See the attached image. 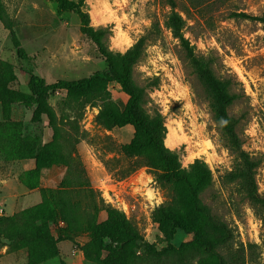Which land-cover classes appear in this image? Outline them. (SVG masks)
I'll list each match as a JSON object with an SVG mask.
<instances>
[{"label": "rangeland", "instance_id": "1", "mask_svg": "<svg viewBox=\"0 0 264 264\" xmlns=\"http://www.w3.org/2000/svg\"><path fill=\"white\" fill-rule=\"evenodd\" d=\"M175 2L194 53L206 58L216 77L235 94L228 113L237 119L242 149L259 162L254 178L264 198V28L260 22L233 15L264 16V0ZM82 9L90 26L103 29L101 41L114 55L124 54L143 37L142 52L130 71L141 92V107L161 122L163 144L176 153L180 168L196 159L209 168L211 184L200 196L231 229L226 249L236 255L238 264H264L260 213L227 176L234 155L216 127L207 94L179 41L165 26L171 11L166 0H83ZM81 25L77 14L60 11L54 0H0V60L11 66L12 73L6 88L28 95L32 74L51 83L111 72L94 42L81 34ZM103 91L108 95L51 93L47 102L56 129L46 115H33L34 105L0 103V126L5 119L19 125L12 128L11 144L4 143L1 134L10 128L0 130V216H13L4 221L5 230L14 232L27 221L29 226L44 223L54 234L66 230L71 237L57 243L54 256L34 263L26 248L13 249L0 236V264H96L84 258L81 246L90 243L96 225L105 223L110 231L119 221L131 224L139 239L114 264L141 256L140 244L157 249L167 245L154 213L170 203L172 188L156 180L160 171L146 163L143 150L124 151L126 145L139 143L131 125L109 127L96 120L106 102L122 111L128 98L115 83ZM170 132L177 137L173 145L168 141ZM36 205L39 208L23 214ZM192 240V233L177 230L171 244L179 247ZM106 243L113 244L108 238Z\"/></svg>", "mask_w": 264, "mask_h": 264}, {"label": "trees", "instance_id": "2", "mask_svg": "<svg viewBox=\"0 0 264 264\" xmlns=\"http://www.w3.org/2000/svg\"><path fill=\"white\" fill-rule=\"evenodd\" d=\"M59 4L60 11L72 12L79 16L82 25L81 34L90 38L97 47L100 55L110 65L109 73L95 71L92 74L78 80H56L47 83L37 75H30L28 79L29 94L23 95L6 88L5 80L12 78L11 66L0 60V103L2 107H8L15 101H21L24 106H35L33 115L44 114L48 123L56 129L53 122L55 116L47 102L48 96L57 90H64L78 97H91L108 95L102 92L108 83H115L128 98L122 111L115 104L106 102L99 110L96 120L113 127L120 123L129 124L135 131L138 144L126 145L124 151L127 154L133 152V148L143 150L146 163L160 172L156 180L172 188L170 203L158 207L154 218L163 225V232L167 245L157 249L154 245L143 243L142 255L130 257L127 264H238L236 255L227 246L230 245L232 232L219 217L212 214L210 208L202 202L201 194L211 184V173L207 165L196 159L187 168H180L177 155L163 144L164 128L157 118H150L140 105L141 92L132 81L130 71L138 60L143 49V37L139 38L124 54L114 55L106 50L101 39L103 29L93 28L89 25L88 14L83 11V0H54ZM171 11L165 20V26L179 41L180 48L185 59L194 71L199 83L205 90L209 107L216 127L229 151L234 155L233 168L228 173V178L235 181L238 190L260 213L264 230V198L257 191L255 183V168L258 160L244 151L239 136L236 132L237 119L228 113V107L235 99V94L229 91L226 81L216 77L209 61L194 53L193 46L183 34V19L174 8L175 0H166ZM234 16L260 22L264 28V16L250 15L246 13H234ZM19 50V44L14 40ZM104 97V96H103ZM0 126L9 127L2 132L4 143H13L11 138L12 128H19L16 123L5 119ZM4 141V140H3ZM140 150V151H141ZM29 158V157H28ZM35 170H27L25 173H33ZM40 204V203H39ZM38 204V205H39ZM38 205L24 209L23 214L36 210ZM13 216H0V236L8 240V246L13 249L26 248L29 259L34 263H41L56 253V245L59 242L70 240L65 232L58 230L52 233L44 223L29 226L24 221V226L14 232L5 230L4 221ZM107 224H98L95 227L90 243L81 246L84 258L96 264H114L130 248L136 247L139 236L135 228L125 222L119 221L116 225L107 229ZM177 230L192 233L191 243L174 247L171 240ZM113 231L114 233H111ZM106 238L113 244L106 243ZM5 245V244H3ZM91 245L93 246L92 251ZM107 254L103 256V251Z\"/></svg>", "mask_w": 264, "mask_h": 264}, {"label": "bare ground", "instance_id": "3", "mask_svg": "<svg viewBox=\"0 0 264 264\" xmlns=\"http://www.w3.org/2000/svg\"><path fill=\"white\" fill-rule=\"evenodd\" d=\"M176 134L175 133H173V132H170L169 134H168V141H170V145H173V144H175V140H176Z\"/></svg>", "mask_w": 264, "mask_h": 264}, {"label": "crops", "instance_id": "4", "mask_svg": "<svg viewBox=\"0 0 264 264\" xmlns=\"http://www.w3.org/2000/svg\"><path fill=\"white\" fill-rule=\"evenodd\" d=\"M26 165H28V166H29V169L32 167V164H31V162H28V164H26Z\"/></svg>", "mask_w": 264, "mask_h": 264}]
</instances>
